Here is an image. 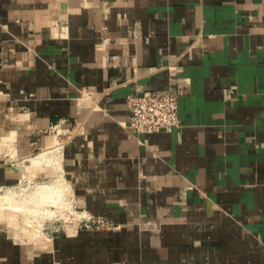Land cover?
<instances>
[{
    "label": "crops",
    "instance_id": "obj_1",
    "mask_svg": "<svg viewBox=\"0 0 264 264\" xmlns=\"http://www.w3.org/2000/svg\"><path fill=\"white\" fill-rule=\"evenodd\" d=\"M162 88L180 124L131 130ZM59 139L64 200L111 225L5 213L0 264H264V0H0V201Z\"/></svg>",
    "mask_w": 264,
    "mask_h": 264
},
{
    "label": "built area",
    "instance_id": "obj_2",
    "mask_svg": "<svg viewBox=\"0 0 264 264\" xmlns=\"http://www.w3.org/2000/svg\"><path fill=\"white\" fill-rule=\"evenodd\" d=\"M127 107L130 112L128 127L136 132H153L160 129L171 130L180 124L179 94L171 88L146 89L142 92L130 93L127 96ZM59 124L55 125L58 131H60L58 129ZM57 143H61L62 146L63 139H59ZM32 180V177H26L20 184L24 182L31 184ZM67 202L69 203L65 212L75 215L72 220L74 226L93 228L111 225L108 218L87 212L73 200ZM22 232L29 237L28 231L22 229Z\"/></svg>",
    "mask_w": 264,
    "mask_h": 264
},
{
    "label": "rangeland",
    "instance_id": "obj_3",
    "mask_svg": "<svg viewBox=\"0 0 264 264\" xmlns=\"http://www.w3.org/2000/svg\"><path fill=\"white\" fill-rule=\"evenodd\" d=\"M42 164H44V167L48 166V168H50V169L54 168V167H52L53 165H51V164H48V163H42ZM52 170H53V174L49 177H46V180L45 179H39V178H33L31 184L24 182L22 184L17 185L15 187V189L12 190V194L15 195V199H13V195H12V197L10 199H8L9 201H7V200L5 201V199H4V201H0L1 202L0 203V222L3 221L6 223V220L9 221V216H6L4 213L7 212L8 214L11 213V215H14V213H16L14 211H17V212L20 211V210L18 211L19 205L15 204L16 206H14V204H11L12 203L11 201L17 200L16 202L18 204H20L21 201H24L25 207L28 208V210L31 209L30 211L27 212V210L26 211L24 210L25 207H22V206H24V204L21 206V211H23V212L25 211L24 212L25 215L21 214V218H20V221L22 222V223L20 222L21 224L18 221V219H19L18 215L14 216V217L17 216V218L15 219V221L18 223V224L16 223L17 226L20 224L19 227H21L23 230L25 229L26 231L29 232V234H31V235L28 234L30 239H35V237H37V235L35 233H34L35 235L32 234L33 231L35 232L36 226H39V228L41 229L42 232L50 233V231H57V230L61 229V228H56V227H59L60 225L73 224L72 220H73V217L75 215L73 213L69 214L68 212H65L68 208L69 202H67V200H64L65 196H63L62 185H61V183L58 182V179H56L59 176V172L55 168ZM51 177L55 178L54 181H55V183H57V184L54 183L55 188L53 189V192L51 193V191H52L51 188H47V190H46V187H42V188H40V192L37 193L36 190H37L38 185L42 184V183H51ZM48 189H50V191ZM5 192H7V191H3V193H5ZM30 194H32V195L35 194L34 198L30 200L31 202L29 201V199L31 197ZM50 195H51V197H50ZM55 195H57V196H55ZM60 197H62V198L59 199ZM37 198H39V200H36ZM3 202H5L6 204ZM7 202H9V203H7ZM52 202H54V204H52ZM16 207H17V209H16ZM38 208H40L41 211H39ZM10 210H11V212H9ZM1 211L3 213H1ZM50 211L56 212V213H54L55 215H51L52 217H50V215H49ZM36 213H38V214H36ZM68 214H69V216H68ZM66 216L68 217L67 219H66ZM29 222H32L31 223L32 225L34 224L33 228H29V227H32V225L29 224ZM22 224H23V226H22ZM49 224H51V225H49ZM25 225L26 226L29 225V226H27V228H25L26 227Z\"/></svg>",
    "mask_w": 264,
    "mask_h": 264
},
{
    "label": "bare ground",
    "instance_id": "obj_4",
    "mask_svg": "<svg viewBox=\"0 0 264 264\" xmlns=\"http://www.w3.org/2000/svg\"><path fill=\"white\" fill-rule=\"evenodd\" d=\"M61 149V143H57L55 146H53V147H50V148H46V149H43L42 151H40L37 155H35V156H33L32 157V163L33 164H35V165H37V164H42V163H48V164H55V163H58V158L56 157V154H58L57 152L59 151ZM62 176H63V174H60L56 179H58V182L59 183H61V182H63V181H61L62 179ZM42 187H46V190H47V188H51V193L53 192V189L55 188L54 187V185H53V183L51 182V183H42V184H39L38 185V187H37V190H36V192L37 193H39L40 192V188H42ZM58 189V188H57ZM49 191H50V189H48ZM62 190V189H61ZM45 191V190H44ZM48 191V192H49ZM42 192V191H41ZM35 193V192H34ZM7 194H9V192L7 193L6 192V194H3V195H5V196H7ZM13 195V194H12ZM12 195L10 196V194H9V196L6 198V200L7 201H9L8 200V198L10 199V197H12ZM31 195V197H30V199H29V201L31 200V199H33L34 198V196H35V194H30ZM47 195V194H46ZM43 196V195H42ZM55 196H57V195H55ZM63 196H64V194H63ZM50 197H51V195H50ZM53 198V197H52ZM57 198V197H56ZM55 198V199H56ZM62 197H60L59 199H61ZM36 200H39V198H37ZM12 202V201H11ZM10 202V203H11ZM31 202V201H30ZM3 203H5V202H3ZM7 203H9V202H7ZM6 204V203H5ZM12 204V203H11ZM13 204H14V206H16V205H18V204H16L15 205V203L13 202ZM23 204H25V203H23ZM52 204H54V202H52ZM21 206H22V204H21ZM20 206V207H21ZM19 207V206H18ZM20 207L18 208V211L19 210H21L20 209ZM22 207H24V206H22ZM52 207V206H51ZM4 209V208H3ZM6 209V208H5ZM13 209V208H12ZM16 209H17V207H16ZM23 209V208H22ZM39 209V211H41L40 210V208H38ZM24 210L26 211L27 210V212L28 211H30V210H28V208H24ZM13 211V210H12ZM24 211V212H25ZM14 212H16V213H14V215H17V211H14ZM20 212V211H19ZM22 212V211H21ZM23 212V213H24ZM26 212V213H27ZM35 212V211H34ZM37 212V211H36ZM7 213V212H6ZM50 214V216L51 215H55L54 213H56V212H49ZM5 214V213H4ZM25 215V214H24ZM13 218H17V216L16 217H13ZM19 218V217H18ZM5 220V219H4ZM18 221H20V218L18 219ZM27 221V220H26ZM30 221V220H29ZM8 222V221H7ZM28 222V221H27ZM17 223V222H16ZM22 223V222H21ZM20 223V224H21ZM32 223V222H31ZM18 224V223H17ZM19 224V225H20ZM24 224V223H23ZM23 224H22V226H23ZM29 224H30V222H29ZM32 225V224H31ZM26 226V225H25ZM27 226H29V225H27ZM27 226L25 227V228H27ZM32 227H33V225H32ZM21 228V227H20ZM30 228V227H29ZM36 228V227H35ZM36 230H37V228H36ZM35 230V232L37 233L38 231H36ZM31 233V232H30ZM32 234H34V231H33V233ZM29 235H31V234H29ZM35 235V234H34Z\"/></svg>",
    "mask_w": 264,
    "mask_h": 264
}]
</instances>
